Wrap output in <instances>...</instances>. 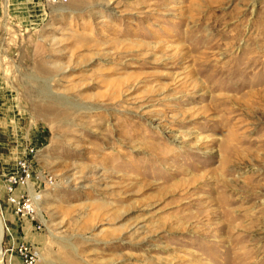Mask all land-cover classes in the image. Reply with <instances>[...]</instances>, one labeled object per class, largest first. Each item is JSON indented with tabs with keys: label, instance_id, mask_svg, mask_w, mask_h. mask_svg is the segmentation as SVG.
I'll list each match as a JSON object with an SVG mask.
<instances>
[{
	"label": "rangeland",
	"instance_id": "374dc122",
	"mask_svg": "<svg viewBox=\"0 0 264 264\" xmlns=\"http://www.w3.org/2000/svg\"><path fill=\"white\" fill-rule=\"evenodd\" d=\"M0 216L2 264H264V0H0Z\"/></svg>",
	"mask_w": 264,
	"mask_h": 264
},
{
	"label": "built area",
	"instance_id": "2783aa9c",
	"mask_svg": "<svg viewBox=\"0 0 264 264\" xmlns=\"http://www.w3.org/2000/svg\"><path fill=\"white\" fill-rule=\"evenodd\" d=\"M51 3H64L67 0H45ZM16 171L7 176L4 181L7 199L13 206V211L20 217L28 218L36 209V193L26 191H17L20 185H26L30 177L29 164L25 158H21L16 162ZM36 254L34 252H21L20 264H33Z\"/></svg>",
	"mask_w": 264,
	"mask_h": 264
},
{
	"label": "bare ground",
	"instance_id": "6f19581e",
	"mask_svg": "<svg viewBox=\"0 0 264 264\" xmlns=\"http://www.w3.org/2000/svg\"><path fill=\"white\" fill-rule=\"evenodd\" d=\"M2 232H3V220L0 216V238H1ZM0 264H2L1 257H0Z\"/></svg>",
	"mask_w": 264,
	"mask_h": 264
}]
</instances>
